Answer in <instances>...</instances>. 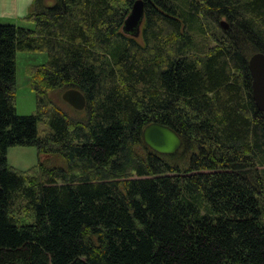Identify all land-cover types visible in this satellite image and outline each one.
<instances>
[{"label": "trees", "instance_id": "16d2710c", "mask_svg": "<svg viewBox=\"0 0 264 264\" xmlns=\"http://www.w3.org/2000/svg\"><path fill=\"white\" fill-rule=\"evenodd\" d=\"M135 1L32 0L33 29L0 25V264H264L248 70L264 0H142L138 37L122 30ZM19 51L47 56L29 71L33 115L16 112ZM67 90L83 118L57 104ZM150 123L179 135L176 153L145 145ZM15 146L38 164L14 170Z\"/></svg>", "mask_w": 264, "mask_h": 264}, {"label": "rangeland", "instance_id": "374dc122", "mask_svg": "<svg viewBox=\"0 0 264 264\" xmlns=\"http://www.w3.org/2000/svg\"><path fill=\"white\" fill-rule=\"evenodd\" d=\"M32 0H2L3 5L0 7V25H14L16 27L34 28V23L31 20L24 18ZM222 21H225L222 19ZM223 29V28H222ZM207 43L204 45H210ZM203 45V44H202ZM200 46L196 49L199 50ZM47 59L44 52H26L19 51L16 54V112L20 116L33 115L36 112V97L34 91L29 84V71L31 67L43 64ZM64 92H60L56 102L61 100L63 105H60L67 114L78 118L85 116L84 108L75 109L71 104L66 103L61 96ZM47 129L43 122L37 125L39 136H43ZM49 157H46L48 159ZM39 161V156L35 147H10L7 150V162L14 170L24 172L36 166ZM264 168V167H263Z\"/></svg>", "mask_w": 264, "mask_h": 264}, {"label": "water", "instance_id": "95a60500", "mask_svg": "<svg viewBox=\"0 0 264 264\" xmlns=\"http://www.w3.org/2000/svg\"><path fill=\"white\" fill-rule=\"evenodd\" d=\"M144 16L142 0H136L131 11L124 21L123 32L138 37ZM220 26L227 29L225 21ZM248 70L251 76V94L258 111L264 112V53H255L248 60ZM62 99L75 109L85 106L83 96L76 90H67ZM142 140L145 145L160 155H173L181 147L179 135L170 127L159 123H150L142 131Z\"/></svg>", "mask_w": 264, "mask_h": 264}, {"label": "crops", "instance_id": "0c3cea01", "mask_svg": "<svg viewBox=\"0 0 264 264\" xmlns=\"http://www.w3.org/2000/svg\"><path fill=\"white\" fill-rule=\"evenodd\" d=\"M0 2H2V0H0ZM2 5H3V3H2V4L0 3V7H1Z\"/></svg>", "mask_w": 264, "mask_h": 264}]
</instances>
